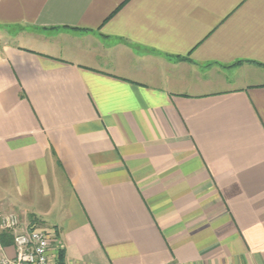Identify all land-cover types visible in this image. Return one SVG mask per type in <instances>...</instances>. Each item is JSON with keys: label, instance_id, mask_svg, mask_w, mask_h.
I'll list each match as a JSON object with an SVG mask.
<instances>
[{"label": "crops", "instance_id": "crops-1", "mask_svg": "<svg viewBox=\"0 0 264 264\" xmlns=\"http://www.w3.org/2000/svg\"><path fill=\"white\" fill-rule=\"evenodd\" d=\"M1 213L54 264H264V0H0Z\"/></svg>", "mask_w": 264, "mask_h": 264}, {"label": "built area", "instance_id": "built-area-1", "mask_svg": "<svg viewBox=\"0 0 264 264\" xmlns=\"http://www.w3.org/2000/svg\"><path fill=\"white\" fill-rule=\"evenodd\" d=\"M0 232L12 235L14 256L0 257V264H54L50 234L34 223L23 222L14 213L0 214Z\"/></svg>", "mask_w": 264, "mask_h": 264}, {"label": "trees", "instance_id": "trees-1", "mask_svg": "<svg viewBox=\"0 0 264 264\" xmlns=\"http://www.w3.org/2000/svg\"><path fill=\"white\" fill-rule=\"evenodd\" d=\"M12 235L9 232H0V244L2 246H7L12 244ZM62 252H58V262L61 264V259H62Z\"/></svg>", "mask_w": 264, "mask_h": 264}]
</instances>
